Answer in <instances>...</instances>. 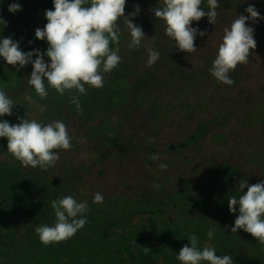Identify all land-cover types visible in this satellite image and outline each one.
I'll return each instance as SVG.
<instances>
[{
	"label": "rangeland",
	"instance_id": "rangeland-1",
	"mask_svg": "<svg viewBox=\"0 0 264 264\" xmlns=\"http://www.w3.org/2000/svg\"><path fill=\"white\" fill-rule=\"evenodd\" d=\"M217 2L220 4V7L216 9L218 13L217 17L225 16L223 24H229L227 20L234 21L239 15L247 16L248 14L245 10L249 5H252V0H217ZM12 3H18L21 6V10L10 13L8 9ZM263 3L260 8L259 6H255L257 10L262 11L261 17H264ZM132 4H135V6L132 7L131 4H127L125 7V15L133 13L136 5H139L140 12L132 22L142 28L146 38L142 41L139 48L130 49L128 44L131 41V36L121 23V37L120 44L118 45L120 49L119 55L121 56L120 64L125 65L126 71L129 73L124 76L126 79L124 85L127 86L120 92V96L131 105L128 111L129 114L124 119V133L127 134V130L130 127L132 130L134 129V133L142 137L143 140H140L142 142L145 141V145L151 146L152 144H157L160 149H163L166 144L170 143V145H173L183 142L184 138L194 131L195 126L199 122L208 123L211 117L216 116L217 113L227 114L230 112L229 123L225 126L211 124V133L204 137L202 142H198L199 149L195 146L192 150L188 151V154H190V157L199 155V159L203 160V163L200 165L201 170L207 167L208 160H212L220 165L222 160H232L236 157L241 163V167H239L242 168L243 174L252 176L253 181L257 183L261 182L262 178L258 170V163L253 159L248 160L245 158L253 151L255 145H259L260 150L264 149V133H262V128L264 127V95H261L263 93L261 90H264V33L258 32L259 25L254 29V39L257 46L253 50L252 55L249 56V63L241 65L242 67L239 71L243 75L241 80H248V82H241L239 86L237 85L243 92L253 94L252 97L261 92L259 96H254L255 99L258 98V102L260 97V103L254 106V109H246L247 111L245 112V104L238 106L231 103L236 97L233 90L237 91V86L225 85L217 81L213 76L207 78L204 75L201 78L194 77L193 73L195 71L202 68L206 70V62L210 57L217 56L218 48L220 43H222L224 35L223 27H221L222 23L217 21L215 26H219L220 29L217 32L210 33L207 17L202 18L199 22H193L192 27L206 32L207 35L205 37L207 38L202 42L201 39L204 38L198 34L195 39L197 50L192 53L180 51L177 58L174 59V62L178 64V72L180 73L172 76L171 80L173 81V85L178 86V88L172 87L163 91V95H161L163 104L159 108L154 104L155 99L159 100V91L156 92L157 88L153 89L151 87L150 89L141 90L136 96H134L133 91L136 87L142 85L140 81L141 75L149 71L151 72L153 69L156 71H153L152 74L157 78L158 83L169 81L167 70L163 68L159 70V64L164 65L163 60L159 58L152 66L147 64L149 47L161 54L160 51L169 43L170 39L165 35L164 31H161L159 25L153 19V15L150 13L151 7L153 5H161L162 0H133ZM202 7L207 10V0H203ZM47 10H54L53 0H0V20H3L7 24V27L0 25V39L11 37L14 42L19 43L20 49L24 52L33 51L34 49L46 52L49 45L46 40L42 41L35 38V30L37 28L43 29L46 25L45 12ZM146 28L147 30L144 31ZM35 59L36 57L33 56V60ZM44 59L45 63H50L46 56ZM17 68H19L18 65L16 67L7 65L0 58V89L9 95L15 105L13 115L0 117V121L17 124L20 119L28 118L46 124L59 120L66 124L69 133L76 132L79 127L78 120H76L79 114L73 117L69 116L73 104L71 96H77L79 102L83 104V108L79 112L83 114L93 105L88 98L94 97V100L98 98L97 95L92 94V91L96 88L86 85V95H80L75 91L72 93L66 91L63 96L49 88L48 96L45 98L47 103H41V98L37 96L34 89L28 83L33 71L31 64L24 66L19 71H17ZM109 74H105L103 88L97 90L105 92L106 89L104 88ZM45 84L47 86L46 81ZM183 85L187 88L188 92L181 91L179 87ZM25 95H31L34 103L30 104L25 100ZM254 101L256 102L257 100ZM40 105L46 106L44 111H40ZM236 110L237 112L235 113ZM231 134H234L236 137H233ZM80 135L82 136L81 131ZM79 138L82 139V137ZM150 138L152 139L151 143L149 142ZM83 140L85 138L82 139V142ZM90 140L94 141L93 139ZM90 140L87 141L90 147H84L83 145L75 147L72 142L70 150H63V154L60 150L58 152L59 158H65L63 160L59 159L55 165L59 166L58 169L61 173L58 170L49 173V170L52 169L51 167L43 170L39 166L36 168L23 166L12 155L8 154L7 139L0 138V195L7 194L14 189H21L24 194L35 197L38 187L45 186L46 183L59 185L68 181L72 182L76 174L71 176L68 174V168L65 167V165L67 166V162H72L70 161L71 155L75 154L78 156L77 162H79V166L83 171L86 168L91 169L95 164L92 156L97 147ZM90 153L91 160L87 161L84 156ZM260 155L262 154L260 153ZM136 157L139 159L137 165L135 167L130 166L126 173L123 174L124 178L128 176L137 180L136 175L140 173L141 169L139 165H144L145 163L144 159L141 160V153H138ZM252 157L254 158V155ZM170 159L172 158L169 154L162 155L160 158L161 161ZM181 165L172 164L165 171L167 173H174V170L181 168ZM70 169L72 170V168ZM195 169L198 168L193 165L192 171L187 176V179H190L191 182L195 179L193 172ZM151 186V184L145 185L142 191L143 194L137 197L136 201L140 202L141 205L145 204L144 200L148 197L147 189L153 187ZM178 188V185L174 186L175 191ZM56 192L58 195L50 198L51 202L66 196L64 192H59L58 188ZM70 195L77 200L75 195ZM37 197H35V200ZM50 200L47 202H50ZM110 211L111 209L108 208L104 213L108 214ZM129 213L130 215L134 214L133 211H129ZM86 214L87 212L85 216ZM180 214L179 212L178 214L172 212L171 219H168L167 216L164 218L157 217L151 224L141 226L140 221L132 222L129 226V231L137 233V238L133 240V243H136L138 247L145 246L148 241H151L154 245H163V243L175 239L183 241L185 239V231L192 233L200 229L203 233L207 234L209 229H212L215 236L213 241L217 240L218 243H216L220 247L212 243V239L207 240L203 236H200L198 247L202 248L204 245L214 247L217 256H231L233 264H264V244H260L251 234L243 230L232 233L231 228L234 227L236 217L233 221H230L229 218L223 215L216 216V214L211 213V215H208L209 217L202 215L186 217L184 215L181 219ZM140 215L145 217L143 223L148 220L147 216L149 214L147 211ZM116 217L118 219L125 216L120 213ZM16 220L20 221L19 226ZM86 222H88L87 216ZM178 223H185L186 225L184 224L179 227ZM30 230L29 224L21 221L16 214L8 212L0 217V264H30L37 259L38 254L36 253L39 249L43 248L44 244L40 241L39 236H34L27 232ZM22 232H27V234L23 235ZM94 236L87 235L85 236V240L93 239ZM95 238L103 240L106 236L97 234ZM189 238L183 243L184 246H191ZM179 249L180 245L176 251L177 255L179 254ZM76 261L77 264L82 263L79 258H76Z\"/></svg>",
	"mask_w": 264,
	"mask_h": 264
},
{
	"label": "trees",
	"instance_id": "trees-1",
	"mask_svg": "<svg viewBox=\"0 0 264 264\" xmlns=\"http://www.w3.org/2000/svg\"><path fill=\"white\" fill-rule=\"evenodd\" d=\"M263 2L264 0H252V5L260 8ZM132 3L133 0H126V6L127 4H131L132 7L135 6ZM157 7H162V4L153 5L150 13L161 31L165 33L166 25L164 21L156 19L154 16V10ZM258 11L262 15V11ZM224 19L225 16L216 18L217 22L222 23L221 27H223V30L230 28L233 22V20L229 19L227 20L229 24H223ZM208 24L210 33L217 32L220 29L215 24L213 25L209 22ZM247 26L253 29L258 27V32L264 33V19L250 20ZM211 27L213 28L210 29ZM146 30L147 28L144 31ZM202 38H204L201 39L203 42L207 37L203 36ZM160 52V60L164 61V65L159 64V70L161 68L167 70L169 81L158 83L157 78L152 74L153 71H156L153 69L151 72L141 75L140 81L142 85L136 87L133 91L134 96H136L141 90L150 89L151 87L153 89L157 88L156 92L159 91V100L155 99L154 104L159 108L163 104L161 98L163 91L172 87L178 88V86L173 85L171 78L180 73L178 72V64L174 62L180 52L175 42L169 39V43ZM214 59L215 57H210L206 62V70L202 68L195 71L193 73L194 77L201 78L204 75L207 78L212 76L209 69L212 67ZM241 67V65H238L235 71L229 73L230 78L235 81L232 86H239L241 82H248V80H241L243 76L239 73ZM128 73L125 65L119 64L109 74L104 88L106 89L105 92L97 89L92 91V94L97 95L98 98L96 100H94V97L88 98L93 105L85 113L80 114L76 105L72 104L69 116L73 117L79 114L76 119L79 123L77 131L69 133L72 137L73 145L75 147H80V145L90 147L87 141L93 139L94 141H90L97 147L92 156L95 164L91 169L81 170L79 162H77L78 156L73 152L74 155L70 157L72 162H67V166L65 165L68 168V174L71 176L76 174L72 182L68 181L59 185L46 183L45 186H39L38 192L35 194V197L39 195L36 200L35 197L24 194L21 189H14L7 194L0 195V217L8 212L16 214L21 221L29 224L31 230L27 232L34 236H38L35 231L37 227L45 224L52 226L55 223V215L51 207L50 198L58 195L56 192L57 188L59 192H64L66 196L75 195L79 202L86 201L91 209L86 214L88 222L82 229L67 241L48 246L43 245V248L36 253L38 254L37 259L30 264H77L76 258L80 259L81 264H181L176 254L179 245V250H181L184 247L183 243L192 235L197 237L199 245L200 236L210 240L206 233H203L200 229L192 233L185 231V239L183 241L175 239L165 242L163 245H154L151 241H148L145 246L138 247L136 243H133V240L137 238V233L129 231L131 223L140 221L141 226L151 224L157 217L164 218L167 216L168 219H171L172 212L181 213V219L184 215L186 217H196L198 215L209 217L208 215L214 213L216 216L223 215L233 221L239 214L238 206L235 214L230 213L228 199L233 195L238 197L243 194L239 190V181L246 179L249 185L257 183L253 181L252 176L243 174L242 168H240L241 163L236 157L232 160L224 159L220 165L208 160L207 167L201 170L200 165L203 160L199 159V155L190 157L188 151L195 146L199 149L198 142H202V139L211 133V124L225 126L229 123L231 103L238 106L245 104V112L247 111L246 109H254V106L260 103V97L258 102V98L255 99L254 96H259L261 92H263L261 95H264V90L252 97L253 94L243 92L237 86V91L233 90L236 97L228 107L229 113H217L216 116L211 117L208 123L199 122L195 126L194 131L187 135L183 142L173 145L169 143L163 149H160L157 144L145 145V141H141L143 140L142 137L134 133V129L132 130L130 127L127 130V134L124 133V119L129 114L128 111L131 105L124 101L123 97L120 96V92L127 86L124 85V82H126L124 76ZM179 88L181 91L188 92L184 85ZM40 100L41 103H47L46 99ZM254 100L257 101L255 102ZM80 105L82 109L83 104L80 103ZM262 133H264V127L262 128ZM217 135L219 136V134ZM231 135L236 137L234 134ZM79 137L85 138V140L82 142ZM61 153L63 154V150H61ZM138 153L142 154L141 160L144 159L145 164L139 165L141 169L140 173L136 175L137 180L128 176L124 178L123 174L126 173L127 169L130 166L135 167L137 165L139 159L136 155ZM165 154H169L172 159L161 161V156ZM152 155H158L159 159L156 161L151 160L149 157ZM253 155L254 158L252 157ZM64 158L59 159L63 160ZM84 158L87 161L91 160V153L84 156ZM245 158L248 160L253 159L258 163V170L261 173L262 181H264V149L260 150L259 145H255L253 151ZM160 163L166 164L167 168L171 167L172 164L182 165L181 168L175 169L174 173H167L158 167ZM193 165L198 169L193 170L195 179L191 182L190 179H187V176L192 171ZM51 168L49 173L57 170L59 172V166L55 165ZM150 184L153 187L151 186L152 188L147 189L148 197L144 200L145 204L141 205L140 202L136 201L137 197L143 194L142 191L145 185ZM175 185L179 187L176 191L174 190ZM97 192L104 197L102 203H93ZM48 200L50 202H47ZM108 208L111 209L110 213H104ZM129 211H133L134 214L130 215ZM145 211L148 212L149 216H147L148 220L143 223L145 217L140 214ZM120 213L125 217L117 219L116 215ZM17 222L19 226L20 221ZM184 224L178 223L179 227ZM27 232L22 233L25 235ZM97 234H103L106 238L103 240L101 238L96 239L95 236ZM84 235L95 236L93 239L86 241ZM214 238L215 236L213 235L211 242L220 247L217 244V240L213 241ZM144 248H148L150 251L145 252Z\"/></svg>",
	"mask_w": 264,
	"mask_h": 264
},
{
	"label": "clouds",
	"instance_id": "clouds-1",
	"mask_svg": "<svg viewBox=\"0 0 264 264\" xmlns=\"http://www.w3.org/2000/svg\"><path fill=\"white\" fill-rule=\"evenodd\" d=\"M202 4L203 0H162V7L154 10L155 18L164 21L166 25L165 35L182 52H195L197 35H207L206 32L193 28V22L207 17L210 24L216 23V9L220 4L217 0H207V10ZM125 7L126 0H53L54 10L45 12L46 25L43 29L35 30L37 40L47 41L49 46L46 52L36 49L24 52L18 42L8 37L0 39V58L7 65H18L17 71L31 64L33 71L28 83L41 99L47 98L49 88L61 96L66 91L86 95V85L96 89L103 88L105 74L111 73L121 62L118 47L121 23L131 36L128 44L130 49L139 48L146 38L142 28L132 22L140 12L139 6L127 16ZM20 10L18 3L9 5L10 13ZM245 11L247 16H237L230 28L224 29L218 54L209 69L217 81L229 86L235 83L229 73L235 71L238 65L249 63V56L257 46L254 29L247 26L249 19H264L254 5H249ZM0 25L7 27L3 20H0ZM33 56L36 57L35 60ZM45 56L50 63H45ZM148 56L149 66L160 58L159 52L151 47L148 49ZM24 99L30 104L34 103L31 95H25ZM71 102L78 111L81 110L77 96H71ZM14 106L9 95L0 89V117L13 115ZM45 107L40 105V111H44ZM0 138L7 139L8 154L23 166H39L43 170L55 166L60 150L72 148V137L67 126L59 120L46 124L28 118L20 119L17 124L0 121ZM149 142H152L151 138ZM149 158L156 161L159 156L152 155ZM158 167L165 170L167 165L160 163ZM238 185L243 194L238 197L233 195L228 199L230 213L235 214L237 206L239 211L231 231L236 233L243 230L260 244H264V181L249 185L243 179ZM103 200V195L97 192L93 203H102ZM51 207L55 215L54 225L45 224L35 229L45 246L72 238L85 226V213L91 211L86 201L78 202L71 195L53 200ZM213 235L214 231L209 229L208 238L211 239ZM189 241L191 246L185 245L179 251L178 260L181 264H233L231 256H217L214 247H198L195 235ZM144 251L148 252L150 249L144 248Z\"/></svg>",
	"mask_w": 264,
	"mask_h": 264
}]
</instances>
